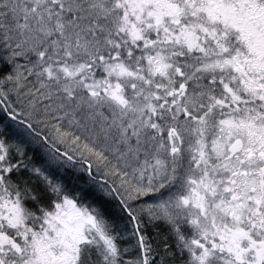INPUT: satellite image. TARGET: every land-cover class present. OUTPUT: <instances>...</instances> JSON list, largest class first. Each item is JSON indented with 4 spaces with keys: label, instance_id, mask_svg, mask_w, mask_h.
<instances>
[{
    "label": "snow or ice",
    "instance_id": "obj_1",
    "mask_svg": "<svg viewBox=\"0 0 264 264\" xmlns=\"http://www.w3.org/2000/svg\"><path fill=\"white\" fill-rule=\"evenodd\" d=\"M0 264H264V0H0Z\"/></svg>",
    "mask_w": 264,
    "mask_h": 264
}]
</instances>
